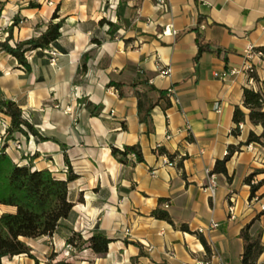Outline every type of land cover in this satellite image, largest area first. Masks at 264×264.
Returning <instances> with one entry per match:
<instances>
[{"label": "crops", "instance_id": "0c3cea01", "mask_svg": "<svg viewBox=\"0 0 264 264\" xmlns=\"http://www.w3.org/2000/svg\"><path fill=\"white\" fill-rule=\"evenodd\" d=\"M56 12L54 23L63 20L52 44L57 66L44 50L27 53L30 71L0 53V97L15 102L39 134L16 133L7 142L0 127V147L7 145L23 165L35 156V170L65 180L70 168L75 176L70 218L53 237L27 240L38 264L51 255L73 264H218L214 255L223 264H243V231L264 246V147H241L226 165L228 176L214 174V199L207 187L230 146L246 142L251 131L263 132L250 123L243 95L245 89L264 93V57L257 55L264 51V0H169L167 11L152 0H0V37H7L15 17L20 23L12 45L38 37ZM170 25L177 35H164ZM198 27L205 42L229 52L227 63L213 53L194 63ZM167 68L171 74L163 76ZM143 81L165 96L135 86ZM140 98L158 102L151 130L140 122ZM236 107L247 116L240 136L232 135ZM0 119L11 124L4 114ZM132 146L140 147L143 163L130 155L124 164L112 153ZM256 172L252 184H263L251 197L245 179ZM159 206L176 227L152 216ZM15 211L0 205V216ZM212 222L219 226L213 229ZM73 233H102L111 240L107 254L87 247L66 257ZM3 264L36 261L16 256ZM256 264H264V252Z\"/></svg>", "mask_w": 264, "mask_h": 264}, {"label": "trees", "instance_id": "16d2710c", "mask_svg": "<svg viewBox=\"0 0 264 264\" xmlns=\"http://www.w3.org/2000/svg\"><path fill=\"white\" fill-rule=\"evenodd\" d=\"M31 8L38 5L30 3ZM1 17V13H0ZM58 17L57 12L53 15L52 21L49 23L47 30L38 37L21 41L14 46L11 45L13 34L16 27L20 23V19L15 17L12 25L6 30L8 34L5 39L0 37V53H7L14 57L18 64L30 71L31 67L27 60V53L34 50H48L52 44L56 43L61 37V28L63 20L54 23ZM103 23V22H102ZM201 24V20L200 23ZM109 33L113 35V25L109 23ZM197 34L198 52L194 59V63L198 64L204 53H213L224 59L227 63L229 52L219 47H215L211 43L205 42L204 37L199 32V27L195 30ZM264 53V51H263ZM252 77L257 80L256 75L252 73ZM137 85H144L150 92H157L162 98L165 92L157 91L148 82H140ZM244 107L249 111L248 119L253 126H261L263 132L257 135L251 131L246 142L239 146H230L228 155L221 161H217L212 174H222L228 176L226 165L232 156L243 146L258 144L264 147V93L254 91L252 89L244 90ZM158 102L152 100L139 99L138 114L140 122L146 124L151 130L153 109ZM0 113L11 119L10 128L7 131L6 141L14 139V134L21 133L28 135V132L34 136H38L35 128L24 118L23 111L13 101L5 100L0 97ZM246 114L241 108L236 107L233 120L236 127L232 130V135L240 136L241 125L244 126ZM114 157L121 163L128 164V156L135 155L138 163L144 162V157L139 146L125 147L123 150L113 149ZM35 156L23 165L15 162L7 153V145L0 147V205L13 207L15 213H4L0 216V264L3 259H12L16 256H26L30 259L38 261L32 254V248L28 245V239H38L44 236L53 237L60 228L63 221L70 218L74 205L68 198L69 184L75 179L71 175L70 168L65 171L69 176L63 180L58 178L49 170H35ZM264 173V170L260 171ZM259 173H254L245 179V183L251 187V197L255 195L263 182L256 185L252 184V179ZM166 200L161 199L160 205ZM152 216L158 220H164L176 227L169 213L159 206L152 212ZM181 231L192 233L187 225L178 227ZM208 249L204 237L196 233ZM244 240L243 264H256L258 257L264 252V246L260 244L258 236H250L246 231L242 232ZM111 240L102 233H97L89 238H84L81 234L73 233L67 241V245H74L76 251L84 248H90L92 252L98 256H104L108 252ZM138 245V244H136ZM47 264H73L65 260L56 261L55 255L49 257Z\"/></svg>", "mask_w": 264, "mask_h": 264}, {"label": "built area", "instance_id": "2783aa9c", "mask_svg": "<svg viewBox=\"0 0 264 264\" xmlns=\"http://www.w3.org/2000/svg\"><path fill=\"white\" fill-rule=\"evenodd\" d=\"M155 5L160 9V10H163V11H167L168 8H169V0H152ZM177 35V32L175 30L172 29V26H167L165 28V31H164V35ZM44 52L50 56V64L52 66H57V56H58V53L57 51L51 46L48 50H44ZM247 54H248V57L250 58L253 54V47H249L248 48V51H247ZM258 56L260 57H264V53L263 52H258L257 53ZM248 73H253V67L251 65H248L246 66V69H245ZM161 74L163 76H168L171 74V69L170 68H167V69H162L161 70ZM232 74H235V71L232 72ZM218 76V75H216ZM222 79H226V75H224L222 77ZM67 114L71 113V110L68 108L66 109L65 111ZM0 127H1V130L3 132V136L6 137L7 136V131L8 129L10 128V123L4 119H0ZM244 126L241 125V128H243ZM169 138V137H168ZM14 150L16 153H19L22 151V146L19 142H15L14 143ZM132 157L135 158V155H132ZM166 163L170 166H173L174 163L172 162H169V161H166ZM67 171V170H65ZM217 189H218V181H217V177L216 175L214 174H209V185L207 187V191L209 192V195H210V198L214 199L215 195H216V192H217ZM167 206V205H166ZM219 225L217 223H214L212 222L211 224V227L214 229V228H217ZM73 251H76L75 249V246L74 245H67L66 246V251H65V255L66 257H70L71 256V253ZM213 259H216L218 261V264H223L221 258L218 256V255H214L213 256ZM197 264H212V261H201V262H198Z\"/></svg>", "mask_w": 264, "mask_h": 264}, {"label": "rangeland", "instance_id": "374dc122", "mask_svg": "<svg viewBox=\"0 0 264 264\" xmlns=\"http://www.w3.org/2000/svg\"><path fill=\"white\" fill-rule=\"evenodd\" d=\"M12 45V44H11ZM12 46H14V45H12Z\"/></svg>", "mask_w": 264, "mask_h": 264}]
</instances>
